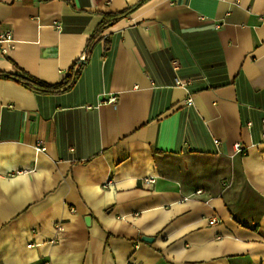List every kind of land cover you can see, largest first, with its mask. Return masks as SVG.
I'll use <instances>...</instances> for the list:
<instances>
[{
	"label": "crops",
	"instance_id": "0c3cea01",
	"mask_svg": "<svg viewBox=\"0 0 264 264\" xmlns=\"http://www.w3.org/2000/svg\"><path fill=\"white\" fill-rule=\"evenodd\" d=\"M138 2L0 0V264H264V0Z\"/></svg>",
	"mask_w": 264,
	"mask_h": 264
},
{
	"label": "trees",
	"instance_id": "16d2710c",
	"mask_svg": "<svg viewBox=\"0 0 264 264\" xmlns=\"http://www.w3.org/2000/svg\"><path fill=\"white\" fill-rule=\"evenodd\" d=\"M149 0H139V2L133 7V8H129L126 9L122 12L116 13V14H107L103 16L102 21L98 24V26L96 27L94 33L91 35L90 41H93L97 36H99L104 30H106L108 27L112 26L114 23H116L119 19L125 17L126 15H128L132 9L139 7L141 5H143L144 3H146ZM80 69L81 66L75 71L74 68L72 67L67 75L65 76V78L57 85L54 86H49L47 84H44L42 82H39L38 80L34 79V78H30V77H25L22 79V82L25 85H29V87L35 89L36 91H40V92H58V91H65L70 89L77 77L80 74ZM3 74H0V76Z\"/></svg>",
	"mask_w": 264,
	"mask_h": 264
},
{
	"label": "built area",
	"instance_id": "2783aa9c",
	"mask_svg": "<svg viewBox=\"0 0 264 264\" xmlns=\"http://www.w3.org/2000/svg\"><path fill=\"white\" fill-rule=\"evenodd\" d=\"M6 42H9L8 37H5V38L3 39V36H0V45H1V47L3 46V43H6ZM1 50H3V49H1ZM80 61H81L80 63L85 62V57L82 56V57L80 58ZM177 85L181 86L182 84H181L180 82H177ZM187 105H191V100H188ZM37 149H38V148H37ZM234 150H235V152L240 153V154H244V153H245V152L243 151V148H242L241 144H236V145L234 146ZM40 151H44V149L41 148ZM144 182H145V184H152V183L154 182V178H148V179L145 180ZM211 223L214 224V223H215V220L212 219V220H211Z\"/></svg>",
	"mask_w": 264,
	"mask_h": 264
},
{
	"label": "water",
	"instance_id": "95a60500",
	"mask_svg": "<svg viewBox=\"0 0 264 264\" xmlns=\"http://www.w3.org/2000/svg\"><path fill=\"white\" fill-rule=\"evenodd\" d=\"M142 241L149 243V242H152L153 239L152 238H142Z\"/></svg>",
	"mask_w": 264,
	"mask_h": 264
}]
</instances>
